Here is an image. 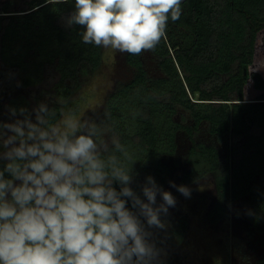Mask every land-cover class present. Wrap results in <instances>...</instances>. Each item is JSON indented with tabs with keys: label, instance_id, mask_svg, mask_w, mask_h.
I'll return each instance as SVG.
<instances>
[{
	"label": "trees",
	"instance_id": "1",
	"mask_svg": "<svg viewBox=\"0 0 264 264\" xmlns=\"http://www.w3.org/2000/svg\"><path fill=\"white\" fill-rule=\"evenodd\" d=\"M74 3L25 0L20 13H13L12 2L1 7L0 122L17 118L12 108L32 112L40 103L55 111L54 122L66 107L78 113L75 97L84 77L101 68L104 48L84 44L83 27L67 24ZM181 7L155 50L123 54L126 77L116 78L103 103L82 118L110 130L105 139L114 135L128 149L138 195L152 176L176 198L162 217L168 228L152 230L160 264H191L181 250L191 216L170 182L190 188L206 178L215 192L206 223L217 227L233 208L237 216L243 212L258 235L255 264H264V76L250 72L264 28V0H182ZM249 79L261 91L253 98L247 96ZM204 127L217 141L198 137ZM181 135L189 140L183 151Z\"/></svg>",
	"mask_w": 264,
	"mask_h": 264
},
{
	"label": "clouds",
	"instance_id": "2",
	"mask_svg": "<svg viewBox=\"0 0 264 264\" xmlns=\"http://www.w3.org/2000/svg\"><path fill=\"white\" fill-rule=\"evenodd\" d=\"M181 5L75 0L67 24L83 27L84 44L141 55L166 38ZM10 114L17 118L0 122V264H160L152 230L168 228L162 217L176 198L152 176L141 187L143 198L137 194L136 161L125 145L114 135L105 139L110 130L92 119L62 113L54 122L55 111L44 103ZM170 183L190 197L187 186Z\"/></svg>",
	"mask_w": 264,
	"mask_h": 264
},
{
	"label": "rangeland",
	"instance_id": "3",
	"mask_svg": "<svg viewBox=\"0 0 264 264\" xmlns=\"http://www.w3.org/2000/svg\"><path fill=\"white\" fill-rule=\"evenodd\" d=\"M123 54L104 49L101 68L95 74L84 77L83 87L75 97V104L79 106L78 113H75L77 118H82L87 110L99 107L114 80L126 77L128 70L122 62ZM147 64L152 69L151 59ZM254 71L264 76V28L259 33L254 63L250 67V72ZM246 91L251 98L261 92L256 90L251 79L246 85ZM67 113H71L70 107H66L64 114ZM198 137L205 141H217L205 127ZM180 142L181 150H186L189 144L187 137L181 135ZM219 148L223 154L224 142H219ZM189 189L190 197L183 195L181 199L182 208L191 216L188 238L181 250L188 254L191 264H215L217 260L229 264H255L260 252L256 242L258 235L253 231L246 215L242 212L237 216L233 208L217 227L211 226L204 220V211L213 202L215 192L212 180L206 178Z\"/></svg>",
	"mask_w": 264,
	"mask_h": 264
},
{
	"label": "flooded vegetation",
	"instance_id": "4",
	"mask_svg": "<svg viewBox=\"0 0 264 264\" xmlns=\"http://www.w3.org/2000/svg\"><path fill=\"white\" fill-rule=\"evenodd\" d=\"M24 1L25 0H4V1L0 0V5H1L0 8L4 4H6L7 2H12L13 3V10L15 7H18L21 10V7H22Z\"/></svg>",
	"mask_w": 264,
	"mask_h": 264
},
{
	"label": "water",
	"instance_id": "5",
	"mask_svg": "<svg viewBox=\"0 0 264 264\" xmlns=\"http://www.w3.org/2000/svg\"><path fill=\"white\" fill-rule=\"evenodd\" d=\"M20 11L21 10L18 7H15L13 13H20Z\"/></svg>",
	"mask_w": 264,
	"mask_h": 264
},
{
	"label": "built area",
	"instance_id": "6",
	"mask_svg": "<svg viewBox=\"0 0 264 264\" xmlns=\"http://www.w3.org/2000/svg\"><path fill=\"white\" fill-rule=\"evenodd\" d=\"M48 1H52V0H48Z\"/></svg>",
	"mask_w": 264,
	"mask_h": 264
}]
</instances>
